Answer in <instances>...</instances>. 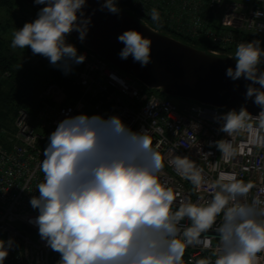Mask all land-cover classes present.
I'll return each instance as SVG.
<instances>
[{"label":"clouds","instance_id":"9594fccd","mask_svg":"<svg viewBox=\"0 0 264 264\" xmlns=\"http://www.w3.org/2000/svg\"><path fill=\"white\" fill-rule=\"evenodd\" d=\"M35 3L46 6L33 22L14 31L11 47H30L34 55L48 58L52 65L82 63L85 56L77 55L76 47L66 43V36L75 30L81 41L86 37L91 23L82 11L86 0ZM104 9L113 14L120 11L116 0H105L101 5ZM150 15L159 22L155 8ZM254 15L259 18L264 13L258 10ZM118 40L124 44L121 59L131 55L142 67L151 62L150 38L127 30ZM260 44L259 40L239 43L232 57L236 66L229 67L226 75L232 80L243 77L251 81L246 98L254 97V103L264 108V71L259 69L264 50ZM256 84L260 87L253 86ZM257 117L259 128L264 130V110ZM250 118L243 108L230 111L221 117V130L230 136L239 129H251L245 123ZM48 139L40 164L43 182L37 185L39 196H33L30 204L39 210L34 221L39 235L60 254L58 264H182L186 245L212 228L222 212L223 222L216 229L221 251L215 264H257V254L264 252V219H260L264 208L255 202H238L252 185L235 174L220 172L211 184L216 189L211 200L181 202L173 211L178 194L159 180L163 159L149 131L133 132L118 116L104 120L81 114L62 120ZM252 142L264 144V137ZM216 144L225 160L234 155L226 140ZM169 163L197 189L201 187L202 170L193 160L176 156ZM184 218L191 226L184 229L181 239L178 225ZM12 243L11 239L0 240V264H4Z\"/></svg>","mask_w":264,"mask_h":264},{"label":"built area","instance_id":"2783aa9c","mask_svg":"<svg viewBox=\"0 0 264 264\" xmlns=\"http://www.w3.org/2000/svg\"><path fill=\"white\" fill-rule=\"evenodd\" d=\"M138 19L156 30H169L192 40L203 38L221 49L211 52H229L241 42L264 38V15L257 18L256 11L264 13V0H116ZM160 14L159 22L151 19V10ZM33 22L38 15H24ZM150 23H154L151 25ZM66 43L71 44L69 34ZM77 49V48H76ZM228 50V51H227ZM77 55H84L82 63L67 61L74 89L49 84L39 95L40 106L36 115L21 108L10 127L0 124V240L13 241L4 264H58L60 254L53 251L39 235L35 218L39 210L30 200L39 196L37 185L43 182L40 164L49 143L50 134L67 117L99 116L104 120L118 116L133 132L149 131L153 146L163 159L159 173L162 184L177 193L172 210L181 202L204 203L211 200L216 190L211 184L220 172L236 175L238 180L251 184L249 192L238 197V202L264 208V144L253 143L264 137L259 128V114L250 115L251 125L234 132H223L221 117L230 112L190 100L161 95L133 76L121 71L97 53L80 47ZM226 140L234 155L225 160L216 142ZM208 155L205 157L204 155ZM176 156H187L202 170L203 183L197 189L182 177L169 161ZM231 206V204L229 205ZM224 214L215 224L201 233L197 241L187 244L182 264H198L207 260L215 264L221 251L219 233ZM264 219V217H260ZM191 226V221H180V235ZM7 247V243H6ZM257 264H264V252L257 254Z\"/></svg>","mask_w":264,"mask_h":264},{"label":"water","instance_id":"95a60500","mask_svg":"<svg viewBox=\"0 0 264 264\" xmlns=\"http://www.w3.org/2000/svg\"><path fill=\"white\" fill-rule=\"evenodd\" d=\"M41 10L46 5L35 0H24ZM105 0H86L82 11L89 18L86 37L81 41L79 32L72 31L83 47L97 53L111 65L133 76L148 88L159 90L165 95L194 101L226 111L239 112L242 108L250 115L259 114L264 108L246 98L247 86L251 81L243 77L232 80L226 75L229 67L236 66L234 55H222L206 51L182 40L158 31L134 16L120 9L113 14L101 10ZM79 15V14H78ZM127 30H136L152 40L151 62L142 67L130 55L121 59L119 53L124 44L118 37ZM264 62V61H263ZM264 71V63L259 65ZM259 88L258 84L253 85Z\"/></svg>","mask_w":264,"mask_h":264},{"label":"trees","instance_id":"16d2710c","mask_svg":"<svg viewBox=\"0 0 264 264\" xmlns=\"http://www.w3.org/2000/svg\"><path fill=\"white\" fill-rule=\"evenodd\" d=\"M21 2L25 1L0 0V9L10 14V18L0 20V124L8 127L12 125L21 108L36 115L40 106L39 95L49 84L57 83L65 86L71 98V92L74 89L71 82L72 76L65 61L52 65L48 58L39 54L34 55L30 47L24 49L11 47L14 31L21 29L27 23L24 16L26 13L19 7ZM13 12L16 17L11 15ZM159 31L206 51L221 49L220 46H214L203 38L192 40L169 30ZM258 40L261 42V49L264 50V38ZM235 51L236 49L232 50L233 55ZM220 54L229 55L230 53L221 52ZM157 92L165 95L159 90Z\"/></svg>","mask_w":264,"mask_h":264},{"label":"rangeland","instance_id":"374dc122","mask_svg":"<svg viewBox=\"0 0 264 264\" xmlns=\"http://www.w3.org/2000/svg\"><path fill=\"white\" fill-rule=\"evenodd\" d=\"M116 4L118 6L119 9H122V10H125V11H128V9L120 4L119 2L116 1ZM19 7L22 8V10L26 13H32V14H35V15H38L39 13V9L34 7L33 5L31 4H28L27 2H21L19 3ZM13 17H16V14L13 12V14H11ZM7 18H10V14L8 15L7 12H4V10L0 9V20H5ZM19 19V18H18ZM23 26V25H22ZM70 41L71 43L77 48L79 49L81 47V44L72 36H70ZM157 91V90H156ZM180 101V98H176V102L178 103Z\"/></svg>","mask_w":264,"mask_h":264}]
</instances>
